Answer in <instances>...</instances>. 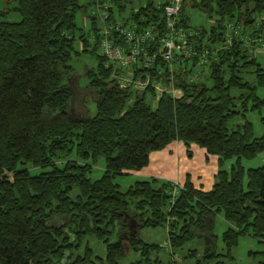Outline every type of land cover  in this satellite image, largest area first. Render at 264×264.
I'll list each match as a JSON object with an SVG mask.
<instances>
[{
	"label": "trees",
	"instance_id": "trees-1",
	"mask_svg": "<svg viewBox=\"0 0 264 264\" xmlns=\"http://www.w3.org/2000/svg\"><path fill=\"white\" fill-rule=\"evenodd\" d=\"M104 1L107 22L138 32L150 26L165 30L169 0H145L127 14L125 2L132 0ZM188 2L207 17L214 14L213 22L207 27L191 23ZM91 4L88 31L75 21L77 11L89 6L80 0H17L13 9L20 19H0V264H120L130 249L139 258L129 264H174L152 257L161 245L139 236L141 227L160 225L171 248L202 237L203 254L191 248L186 256H195L194 264H208L220 254L213 246L216 216L227 221L221 232L225 254L244 234L264 242V161L242 164V158L264 151V116L258 136L249 120L229 124L264 105L256 84L244 75L254 65L257 84L264 86V71L241 36L227 40V22L254 23L264 0H184L176 26L185 32L177 44L194 51H176L171 70L160 56L146 67L152 77L181 90L177 97L163 92L155 104L153 91L147 97L150 86L133 90L117 80L119 68L105 65L95 0ZM253 28L264 31V21ZM113 40L124 42L117 34ZM145 46L150 52L158 49L154 41ZM83 53L97 60L85 67L87 88L79 86L71 63ZM200 69L201 78H193ZM87 93L95 99L92 115ZM176 139L217 156L211 188L195 187L188 176L182 187L154 175L136 177L124 188L115 180L127 169L147 165L152 152ZM100 157L103 170L93 178L90 172ZM55 217L66 220L47 222ZM131 218L135 224L129 228ZM88 234L103 241V256L93 253L84 239ZM258 253L257 264H264V248Z\"/></svg>",
	"mask_w": 264,
	"mask_h": 264
},
{
	"label": "rangeland",
	"instance_id": "rangeland-1",
	"mask_svg": "<svg viewBox=\"0 0 264 264\" xmlns=\"http://www.w3.org/2000/svg\"><path fill=\"white\" fill-rule=\"evenodd\" d=\"M17 0H0V10L5 9L6 13H0V19H12L17 16L16 10L13 9V5ZM145 0H132V2H125L124 12L123 14H127L131 5H139L142 4ZM189 1V0H188ZM80 2L85 3L89 2V6L86 7V11L79 10L77 11L75 21L78 26L81 27L82 30L88 31L90 25V14L93 11L91 0H80ZM189 5L188 13L191 18V23L202 24L204 26H209L213 19L216 17L214 14L211 17H207L206 13L201 9L195 8L191 4V2L187 3ZM118 6L113 4L114 14L117 15ZM98 17V16H97ZM98 19V24L100 25V19ZM264 21V11L261 13H256V21L258 23H253L249 25L237 24L238 29L235 30L233 27L228 26L227 34H236L243 40V44L247 47L251 56H254L257 62L260 63L262 70L264 71V31H253V26L259 24V21ZM250 21V20H249ZM231 22V21H230ZM236 26V25H233ZM256 38V40L254 39ZM228 40V37H227ZM76 47H79L78 40L75 43ZM96 58L89 55L88 53H83L79 56H73L71 59V63L75 68V72L77 73V81L79 86L82 88H87L88 77L84 73L85 67H94L96 65ZM254 65L249 67L247 71L244 73L245 78L249 81H252L256 84V93L259 96H264V86L258 85L256 81V72L254 70ZM206 70V67H203ZM203 70L200 69L196 71L192 77L201 78ZM89 89V88H88ZM238 92V90H236ZM84 100L86 101V107L89 115L95 113V99L89 96V93L85 95ZM73 114V113H72ZM264 116V105L260 108L247 109L245 110V114H238L233 117L229 124L237 125L244 122V120H249L252 124V131L254 136H258L263 131V125L261 123V117ZM190 157V156H188ZM152 160V159H151ZM234 161V159H230L227 161L228 163ZM264 161V151L257 153L252 158H242V164L245 167L249 166H257L260 165ZM163 165V164H162ZM104 166V159L100 157L97 162L92 166V170L90 172L91 177H98ZM163 167L165 169L169 168V164L164 163ZM32 171H37V168H31ZM150 176L148 174H143L142 172H133L128 174H120L115 177V180L121 184V187L124 188L129 185L136 177H147ZM160 178H166V176H158ZM66 218L55 217L54 219L47 221L48 223H58L65 221ZM227 226V221L221 216H216L214 222L213 232L216 234L214 240V250L219 252L220 254L213 257L208 264H220L224 262L225 264H257L260 258L258 251L264 248V242L258 241L256 237L250 234H244L239 237L237 244L231 247L230 254H225L226 247L221 238V232ZM139 236L145 241H155L161 245L158 252L151 253V256H158L164 261L170 259L174 260L175 264H194L195 256H186L187 250L191 248L197 249V256H201L204 251V239L200 236H195L187 241L180 248H171L169 246L166 227L160 225L156 227L144 226L139 229ZM115 237L112 236L111 239ZM89 245L93 248L94 254L104 255L105 254V245L101 239H98L94 235H86L84 238ZM139 258V252L133 249H130L124 257H122L119 262L120 264H129L131 261ZM216 261H218L216 263Z\"/></svg>",
	"mask_w": 264,
	"mask_h": 264
},
{
	"label": "built area",
	"instance_id": "built-area-1",
	"mask_svg": "<svg viewBox=\"0 0 264 264\" xmlns=\"http://www.w3.org/2000/svg\"><path fill=\"white\" fill-rule=\"evenodd\" d=\"M183 1L169 0L164 4L165 30L162 33H158L154 26L138 32L133 26L122 24L119 21L115 23L107 22V12L101 6H108L109 3L95 0L94 8L101 22L98 48L99 52L105 56V65L109 66L112 64L114 68H119L118 70L116 69L115 73L117 80L126 86H130L133 90H144L150 86L152 90H148L147 97H150L151 91H153L155 96L153 97L154 104L158 96L163 92H167L172 97H177L181 94V90L172 83L164 84L160 79L152 77L146 67L150 66L157 56H160L171 70L172 59L176 51L184 54L194 51L183 42L177 44L178 40H182L185 32L183 28L176 26ZM227 25L235 30L238 29V26H233L230 21L227 22ZM115 34L122 36L124 42H115L113 40ZM227 37L230 40L232 35L227 34ZM254 39L256 40V38ZM149 41L156 42L158 49L152 52L148 51L145 43H149ZM136 69H139L138 72H136ZM171 181L174 186L182 187L183 185L176 179Z\"/></svg>",
	"mask_w": 264,
	"mask_h": 264
},
{
	"label": "crops",
	"instance_id": "crops-1",
	"mask_svg": "<svg viewBox=\"0 0 264 264\" xmlns=\"http://www.w3.org/2000/svg\"><path fill=\"white\" fill-rule=\"evenodd\" d=\"M16 4L17 1L12 7L14 8ZM19 19L20 15L18 14L12 19L5 20ZM164 163L169 164L168 169L163 167ZM230 163L226 162L225 166L228 168ZM218 169L216 155L207 154L203 147L193 142L187 146L181 140L176 139L165 147L152 152L147 165L137 170L127 169L126 171L128 173L142 172L154 176L163 175L167 179H176L181 183H184L188 176L195 187L209 189L215 180V173Z\"/></svg>",
	"mask_w": 264,
	"mask_h": 264
},
{
	"label": "water",
	"instance_id": "water-1",
	"mask_svg": "<svg viewBox=\"0 0 264 264\" xmlns=\"http://www.w3.org/2000/svg\"><path fill=\"white\" fill-rule=\"evenodd\" d=\"M135 224V219L134 218H131L130 219V222L128 224L129 228H131L132 226H134ZM137 230L135 229L134 231H131V234H134Z\"/></svg>",
	"mask_w": 264,
	"mask_h": 264
}]
</instances>
